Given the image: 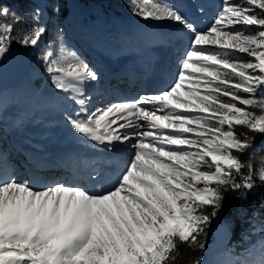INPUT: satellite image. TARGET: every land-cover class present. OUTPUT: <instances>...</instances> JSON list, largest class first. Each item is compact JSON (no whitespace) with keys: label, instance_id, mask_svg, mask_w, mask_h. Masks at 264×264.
<instances>
[{"label":"snow or ice","instance_id":"1","mask_svg":"<svg viewBox=\"0 0 264 264\" xmlns=\"http://www.w3.org/2000/svg\"><path fill=\"white\" fill-rule=\"evenodd\" d=\"M133 2L135 15L173 21L191 34L175 79L167 89L97 112H87L80 99L81 111L68 115L72 128L90 140L131 143L133 155L112 188L98 192L68 183L37 188L0 178V264H169L178 241L198 243L209 221L202 209H219L221 186L253 187L250 176L243 185L232 179L233 170L244 167L232 150L244 151L251 138H242L235 125L264 133V98H256L264 97V0H223L204 30L175 7ZM8 15L9 9H0V17ZM45 32L38 25L16 42L38 47ZM12 33L11 24L0 25V61ZM47 71L65 92L98 78L74 53L51 59ZM239 90L249 97H239ZM213 164V171L201 170ZM200 183L203 187L196 186Z\"/></svg>","mask_w":264,"mask_h":264},{"label":"bare ground","instance_id":"2","mask_svg":"<svg viewBox=\"0 0 264 264\" xmlns=\"http://www.w3.org/2000/svg\"><path fill=\"white\" fill-rule=\"evenodd\" d=\"M71 1V0H70ZM195 4H197L198 6H200L201 8H205L206 13L210 14V21L212 22V20L214 19V8H217L219 6V3H216L217 1H213V0H204V6L203 3L202 5H199V3H201L199 0H194ZM220 1V0H219ZM174 5L180 6L181 5V1L180 0H174ZM188 7H189V3ZM211 5H214V8H211ZM87 7H92V5H88ZM71 14L68 16L67 18L70 21H79L82 22L84 21L87 17L83 16V9L80 7H76L75 4L71 1ZM101 10L107 8L104 6L100 7ZM198 9V8H197ZM209 9V11H208ZM80 10V12H79ZM192 10V14L194 12L193 9ZM102 12H105L104 10ZM113 13H117L115 11H113ZM118 15H120V13H117ZM188 16V15H186ZM113 17L115 19H117L118 17H115L113 14ZM192 18V17H191ZM190 18V19H191ZM79 19V20H77ZM139 19H143L139 16ZM104 20V19H103ZM190 21V20H189ZM108 24L107 26H111L112 27H121V26H125L126 24H119L116 25L115 21L109 20L107 21ZM112 22V23H111ZM76 23V22H75ZM111 23V24H110ZM130 25L125 29V30H115V33H105L102 35V37L100 38V40H98V38L96 37H92V41H89L88 46H92L96 49H98L99 52H104V50H106L108 47L109 48H116V47H120L122 50H132V51H136L137 50V43H139L140 46L145 45L147 42L152 44L150 48L153 49L154 54L162 56V60L159 62H156L157 60H154V65L157 66L158 64L161 66V64L165 63V60L168 59H172L173 62H177L175 64V72L173 71H169L167 68H163L162 73H160L158 75L159 77V83L157 84L156 88L159 91V89L161 88H168L169 85L172 84L173 80L176 77V73L180 67V62L183 59V53H181L180 51H178L177 49L180 47H184L187 44H185L184 42V38L180 39L177 41V43L174 41L173 43H168V39L169 36L176 32V30L171 31V30H167L166 26L167 25H159L154 24L153 20H149V19H143L141 20H134V21H130ZM115 25V26H114ZM170 24H168L169 26ZM204 25V24H203ZM167 26V27H168ZM74 27V30L77 31V35L80 36L81 34V38H75L74 39V34H71L68 38L72 40H74V42L76 43V46L80 49V51L82 52L81 54H83V56L85 55V60H87L88 64L92 67V69L94 71L97 72V75H99V79H97L98 81H85L82 84H77V87L80 89V91H74V90H69L67 92L59 90L55 87L52 79H51V75L52 74H48L44 77H39L38 74H36V72H38L37 70L40 69V63L39 61L36 62H32L30 60V69L29 72L27 73V75L24 77V79L20 82L19 85L6 89V90H0V142H2V145H0V175H5L4 179L8 178V177H12L18 181H22L23 179V173L20 171L17 163L10 157L9 154V150H11V147L9 146V142L12 141L11 137H10V130L7 127V125L9 124L10 120L12 119H17L16 120V126H22L23 128L28 129L29 128V132H38L42 129V123L40 120L34 118V120H30V117H35V115L37 113H33L34 111L28 108V106L25 105V102H28L29 99H25L23 98V96L25 94H28V83H37V80H42L43 78H45L47 80L46 83V89H42V95L40 98L41 101H44L43 105L39 104L35 109H37L39 112V114H41L42 116L45 117V113L47 111H53L56 114H64L66 116V119L64 120V122H60V119H55L52 120L51 119V123L53 126H58V123H61L65 129H67L68 134L71 135L74 139L79 138L80 139V143H84L85 145H88L89 147H93V151H102V150H108L109 152H111L112 155L109 156H105L106 159H110L111 162L115 163L116 166L119 169V173L117 175V177H119L121 175V173L125 170L126 166L128 165V162L130 161L134 149L131 146V143H119V142H114V144L112 145H108V144H100L96 141L90 140L87 137L83 136L82 134L76 132L72 126L68 123L67 117L69 114H73L75 115V113L81 111V105H79L77 103L78 100H80L81 98H83V96H89V94L92 93V95H90V98L94 99V102L89 101L88 99L85 98V104L83 105V108L87 111V112H97L98 110H103L108 108L111 105L117 104V103H121V101H123V99H129V101H133L136 100L138 97H141V94H137L138 91H141V85L143 83V81H141L139 84H137L138 80H139V76H135L134 75H128L125 73V71L122 69L123 66H119V67H112L110 69H108L109 72H114L116 74H111V75H116L118 78L117 80H113L111 78H105L102 74V72H98L99 71V65L94 62L93 60H91V58L88 56V53L86 51V49H82V47L80 46L81 41L84 40V38H82L84 35H92L91 31L86 28L83 27L81 30H78V27L76 25H74L73 23H70V28ZM129 29V30H128ZM132 30V32H131ZM149 31H154V32H158V33H150ZM72 32V31H71ZM183 37V36H181ZM187 37V36H186ZM165 41H167V45H165L164 47H162V43H164ZM73 43V42H72ZM30 51L33 53V49L32 47H29ZM166 49V50H165ZM35 50V49H34ZM165 54H164V52ZM150 55V54H149ZM175 55L177 56V58L175 57ZM147 63H144V65L146 64L147 66L144 67L145 69L148 68L149 63L151 64L152 61L150 58L146 59ZM149 62V63H148ZM169 65V64H168ZM167 65V67H168ZM174 70V69H173ZM113 83H115L116 85H120L118 89H121L122 91L124 90V93L121 92V96L118 98H112L110 91L107 92L106 95H108V100L106 102H104V104H99L102 103L100 101H98V98H101V96H103V98L105 97V87L109 84V85H113ZM164 84V85H163ZM97 86L100 87V89L96 88ZM44 87V88H45ZM91 87V88H90ZM164 88V89H165ZM83 90H86V94H80L78 95L79 92H83ZM115 90V89H113ZM144 90H146V88H144ZM40 91V92H41ZM58 91H60L58 93ZM124 94V95H123ZM75 95V96H73ZM150 95V94H148ZM137 96V97H136ZM145 96V95H144ZM136 97V98H134ZM89 98V97H88ZM111 98V99H109ZM35 98L33 97V99L31 100V102H35L34 101ZM97 100V101H96ZM113 100V102H112ZM129 101H125V102H129ZM63 103H68V105L66 106V111L63 109L62 104ZM37 104V103H36ZM25 109V112H21V116H18V114L16 113L18 110H20L21 108ZM94 109V110H93ZM13 110V111H12ZM72 110V112H71ZM16 113V114H15ZM58 115V116H59ZM8 116V117H7ZM18 116V117H17ZM63 118V116H62ZM112 116L110 114L109 119H111ZM10 119V120H9ZM32 121V122H27V121ZM67 121V122H66ZM118 123H123V121H118ZM139 123H141L142 125L145 124L144 121H139ZM116 126L114 125L113 128H115ZM145 129H141V131H143ZM121 132H123L124 130L121 129ZM18 134H20L22 136L23 132H18ZM53 137L52 133H50L49 131L46 130H42V136H40V142H43L44 139H51ZM16 140H18V137H15ZM17 144V141H14ZM105 145H108L109 147H104ZM55 155H61L59 153H55ZM62 159V161H65V158H59ZM22 160V159H20ZM47 161L53 166V169L48 170L46 172H44L42 174V176L44 177L42 184L40 185V187H45L48 185H54L56 183H62L60 182V180L62 178H64L66 176V174L61 170L60 166H62V164H60L56 158H48ZM90 162V161H87ZM117 177H113L112 179V185L111 187H113V185L116 183ZM64 183H68V184H73V185H78L77 181L72 179L69 182H64ZM39 187V188H40ZM258 245V242H256L252 247L251 250H254L255 246ZM213 245L210 244L206 250V252H212L213 250ZM249 255V254H248ZM246 262V261H245ZM214 264H232L231 260L229 259V255L227 253V249L219 256H214Z\"/></svg>","mask_w":264,"mask_h":264},{"label":"trees","instance_id":"3","mask_svg":"<svg viewBox=\"0 0 264 264\" xmlns=\"http://www.w3.org/2000/svg\"><path fill=\"white\" fill-rule=\"evenodd\" d=\"M76 1L84 4L90 3L88 2L90 0ZM3 8L9 9V15L0 17V25L11 24L13 26L12 34L14 40L10 45H22L16 42V40L34 29L25 17L31 12L32 2L30 0H0V9ZM13 13L15 14L14 16L12 15ZM50 18L49 16V20ZM49 20L46 21L44 26L46 32L39 45L40 49L43 51V49L49 48L53 53L60 52V49L57 50V45L60 43L59 38L54 34V29L49 23ZM65 57L68 56L66 52H63L56 60H63ZM236 94L239 97H249V94L242 90H239ZM256 98L262 99L264 97L257 94ZM219 99L234 103L237 107L245 111L252 110L259 112V109H250L249 106L240 104L239 100H232L229 96H220ZM224 128L227 129L228 125L225 124ZM235 129L242 138L244 136H250L251 138L249 140V147L244 151L232 150L233 155L244 165L240 172L233 170L232 179L235 183L243 185L250 176L253 187L248 189L244 187L234 188L232 185L221 186L222 191L220 193L221 200L219 209L207 205L202 209L203 214L209 216V221L203 226L204 230L197 238L198 243L192 244L178 241L177 248L173 253L174 258L170 260L169 264H193L199 260L203 254V250L211 244L209 243L211 241L210 226L214 222H221L228 226L231 232L228 244L235 245L234 250L244 246L252 237L254 233L253 228H255L254 224L264 229V180L260 178L261 173L264 172V134L252 132L246 126L242 125H235ZM205 159L209 163H212L210 157H206ZM214 168L215 165L213 164L212 169L202 167L201 170L213 171ZM196 186L203 187V183L197 184ZM211 186L215 187V185ZM213 212L216 214L212 215ZM201 244L203 247L199 246Z\"/></svg>","mask_w":264,"mask_h":264},{"label":"rangeland","instance_id":"4","mask_svg":"<svg viewBox=\"0 0 264 264\" xmlns=\"http://www.w3.org/2000/svg\"><path fill=\"white\" fill-rule=\"evenodd\" d=\"M30 1L32 2V9H31V12L25 16L27 18V20H29V23L32 25L33 28L37 27L38 25L44 27L46 24V21L49 20V16H50L51 18L49 20V23L52 25V27L54 29V34L59 38V42H60L57 45V50L60 49L61 53L58 51L56 53H53V51H51L49 48H45V49H43V51H41L40 46L35 47L34 48L35 50L33 49L34 52H33V57L31 58V61L32 62L39 61L41 66H40V69L37 70L38 72H36V74H38L39 77H41V76L44 77V76L50 74L47 71V68L49 66V61L51 59H54V57H55V59L58 58V56L62 55L63 52H66L68 57L74 53L78 58L87 62V60H85V55L83 56V54H81L82 52L76 46V43L74 42V40L71 41V39L68 38L72 34L71 31L74 30V27L70 28V23H73L74 25H76V24L80 25L79 21H70L67 18V15L71 14V8H70L71 1L75 4L76 7H80V9L81 8L83 9L82 10L83 16H85V17H89L90 14L95 15V14L99 13L98 15L100 18L104 17V20H102V23L104 22L103 25L105 27H108L107 21L112 20V19L115 21L116 25L124 24L123 22H125V19H127V18H131L130 21H134V20H141L142 21L143 20V19H139V16L134 14L136 11V4L133 2V0H90V1H88V2H90L89 4L77 2L76 0H71V1L70 0H54V2H53V0H30ZM180 1H181V5L177 6V5L173 4L174 0H153V2H159V3H162L166 6L175 7L178 10H180L185 16L188 15L186 17L192 23H194L196 25V27L200 30L207 29L211 25L212 22L210 21V19H211L210 14L206 13L205 8H201L200 6L195 4L196 2L194 0H180ZM199 1L201 2V3H199V5H202V3H203V6H204V0H199ZM213 1H217L216 3H219V6L217 8H214V5H211V8L212 9L214 8V12L216 14V12L219 10V8L221 7V5L223 3V0H220V1L219 0H213ZM143 2H144V0H136V3L143 4ZM85 3H87V2H85ZM187 3H189V7H188ZM88 5H92V7H87ZM101 6L107 7L105 9H103L105 12H98V9H101L100 8ZM185 8L189 12V14H186L187 12H185L186 11ZM191 9L194 10L193 14H192ZM113 11L120 13V15H118L117 13H113ZM208 11H209V9H208ZM257 11H259V10H257ZM79 12H80V10H79ZM113 14L115 17H118V18L115 19L113 17ZM77 20H79V19H77ZM149 20H153V19H149ZM153 21H154V24L158 23L159 25L161 24V25H167L168 26V24H170L168 27L166 26L167 30H171V31L176 30V32L172 33L169 36V39L167 40L168 43L171 44L174 41L177 43L178 40L185 37L184 42L187 45L177 49L178 51L183 53V56H184L186 50L189 48L191 34L187 30L183 29L182 26L176 24L173 21H167V20H165V21L153 20ZM91 24L92 23H89V25H91ZM239 27H246V26L239 25ZM250 27L254 30L258 26H250ZM131 32H132V30H131ZM75 35H77V32L75 33ZM77 36L79 38H81V34H80V36L79 35H77ZM181 36H183V37H181ZM167 41H165L163 43V46L167 45ZM39 45H40V42H39ZM49 52L52 53V56L49 57L48 61H46L44 58L48 55ZM239 55H244V54H239ZM175 57L177 58L176 55H175ZM245 58H247V57L245 56ZM248 59H251V58H248ZM176 63L177 62H173L172 59H169L167 61V64H169L167 69L169 71L171 70V71L175 72V64ZM29 65H30V63H29ZM96 74H97V72H96ZM257 74H258V70H257ZM194 75H198V74H194ZM97 77H98L97 79H99V75H97ZM97 79H96V81H98ZM46 83H47V80L45 78H43L42 80H37V84H39L43 90L46 89V87H45ZM33 87H34V83L33 84L31 82L28 83V87H27L28 88V94H25L24 96H27V97L29 96L27 98V99H29V101L25 102V105L28 106L29 109L37 110L35 108L39 104L43 105L44 101H41V99H40V98H42L41 97L42 91L37 92V91H35V89ZM96 88L100 89L99 86H97ZM164 88L159 89V91L164 89ZM165 89H167V88H165ZM85 91L86 90H83V92H85ZM159 91L156 90V91L147 92V93L154 94V93L159 92ZM59 92L60 91H58V93ZM139 93H141V92H137V94H139ZM80 94H81V92H79V95ZM104 94H105L104 98H103V96H101V98L97 99L98 101L102 102L99 104L103 105L104 102H106L108 100V98H107L108 95H106L107 92L105 91ZM90 95H92V94H89V96H88L89 98L87 96H83L82 99L85 100V98H86L89 101L94 102L95 98L94 99L90 98ZM24 96H23V98H24ZM92 96H94V95H92ZM33 97L35 98L34 101H36L37 104L35 102L34 103L31 102ZM136 97H134V98H136ZM109 99H111V98H109ZM125 101H129V99H123V101H121V102H125ZM112 102H113V100H112ZM66 105H68V103H66ZM185 135H191V134H185ZM22 181L25 182L24 180H22ZM254 227L255 228H253V231L255 229H259L260 230V231L258 230L259 232H263V230H264L261 228V226L257 227V224H254ZM251 244H253V243H251ZM234 249H235V245L230 244L228 246L227 253L229 255V259L231 260V258L234 257L235 262L241 261L242 264H245L246 263L245 259L241 258L238 255L234 256V254L236 253V252H234ZM243 253H244V251H243ZM245 253H247V251Z\"/></svg>","mask_w":264,"mask_h":264},{"label":"water","instance_id":"5","mask_svg":"<svg viewBox=\"0 0 264 264\" xmlns=\"http://www.w3.org/2000/svg\"><path fill=\"white\" fill-rule=\"evenodd\" d=\"M31 51L24 46L12 45L6 57L0 61V90H6L20 84L30 69ZM212 252L204 250L201 258L193 264H214V256L221 255L230 239L228 226L221 222H214L210 226Z\"/></svg>","mask_w":264,"mask_h":264}]
</instances>
